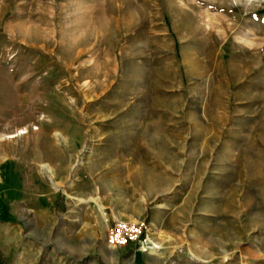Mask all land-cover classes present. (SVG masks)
<instances>
[{"label":"rangeland","instance_id":"1","mask_svg":"<svg viewBox=\"0 0 264 264\" xmlns=\"http://www.w3.org/2000/svg\"><path fill=\"white\" fill-rule=\"evenodd\" d=\"M0 264H264V0H0Z\"/></svg>","mask_w":264,"mask_h":264},{"label":"crops","instance_id":"2","mask_svg":"<svg viewBox=\"0 0 264 264\" xmlns=\"http://www.w3.org/2000/svg\"><path fill=\"white\" fill-rule=\"evenodd\" d=\"M93 161H94L93 159H89L87 161V166H89L88 168L90 173V181L88 183L90 188L88 187L89 189L85 191L86 194L85 197H87V199L84 204H82L81 206L78 205L77 207L74 208L75 213L77 214L75 216L80 217V221H81L80 231L84 230L85 232H89L90 234L94 233V228L96 227L98 228V222H100V220L102 219L101 218L102 215L100 214V208H101L100 205L98 204L99 209H97V207H94V162ZM68 215L69 214L67 215L64 214L63 218L65 219V223ZM146 216H147V211L142 208L139 209L136 208L132 210L123 209L119 211L120 219L127 221H131L133 219L134 220L145 219ZM61 225L62 223L59 224L60 227ZM47 226L49 227L51 226L52 228H55L56 224H54L53 221H50L48 222ZM5 233H8L7 230H5ZM14 234L18 235L16 231L14 232ZM131 244H135V243H131Z\"/></svg>","mask_w":264,"mask_h":264},{"label":"built area","instance_id":"3","mask_svg":"<svg viewBox=\"0 0 264 264\" xmlns=\"http://www.w3.org/2000/svg\"><path fill=\"white\" fill-rule=\"evenodd\" d=\"M149 224L145 219L126 221L114 220L107 234V243L112 248L123 247L131 243H143L150 245L147 238Z\"/></svg>","mask_w":264,"mask_h":264},{"label":"bare ground","instance_id":"4","mask_svg":"<svg viewBox=\"0 0 264 264\" xmlns=\"http://www.w3.org/2000/svg\"><path fill=\"white\" fill-rule=\"evenodd\" d=\"M27 133V129H23L22 131H20V134L18 135H22V134H26ZM17 135H9L8 138H14L16 137ZM47 172L50 173L51 177H53V170L48 166V165H43L42 166ZM101 207V210H103V207L100 205Z\"/></svg>","mask_w":264,"mask_h":264}]
</instances>
